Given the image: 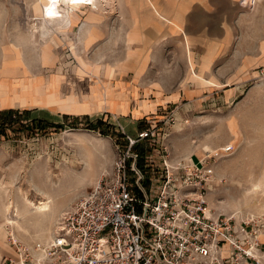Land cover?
Listing matches in <instances>:
<instances>
[{
    "label": "crops",
    "instance_id": "1",
    "mask_svg": "<svg viewBox=\"0 0 264 264\" xmlns=\"http://www.w3.org/2000/svg\"><path fill=\"white\" fill-rule=\"evenodd\" d=\"M17 2L0 0V111H30L52 123L117 116L122 129L120 118L141 124L134 136L193 96L189 69L208 68L229 50L252 52L242 37L264 34L263 0L252 11L242 0H97L95 8L63 4L73 11L70 26L57 31L59 43L37 42L35 20L56 28L19 12ZM33 4L26 0V8ZM61 62L71 71L59 70Z\"/></svg>",
    "mask_w": 264,
    "mask_h": 264
},
{
    "label": "rangeland",
    "instance_id": "2",
    "mask_svg": "<svg viewBox=\"0 0 264 264\" xmlns=\"http://www.w3.org/2000/svg\"><path fill=\"white\" fill-rule=\"evenodd\" d=\"M17 1L19 12L28 10L35 14V5L40 3L44 10L43 19L47 18L44 0H34V4L28 5V8L25 5L26 0ZM96 1L92 0L88 4L90 6H84L68 0L67 5L71 8L81 5L95 8ZM98 1L106 3L108 0ZM253 1L242 0V3L252 11L262 0L252 4ZM63 4L65 3L61 2L60 9L57 10L61 14L64 11ZM37 22L39 27L30 30L33 31V38L37 42L44 39L48 43H52V39L58 42L59 33L54 27H47L51 35H43L39 30L43 21L35 20V27ZM250 39L252 41H249ZM263 42L264 34L245 35L242 37V43H253L248 44L255 47L252 52L237 53L235 50H229L217 55L208 68L193 66L189 69V74L194 83L187 85L193 91V96L186 98L184 102L179 100L171 105L162 123L153 122V125L155 123L160 129L166 130L168 136L165 144L172 160H188L191 156L194 159L196 155L200 159L209 156L214 183L207 201L212 213L216 215L240 219L246 216H264V197H246L243 193H235L236 198L232 199L235 192L233 188L237 182V167L239 175L246 178L242 181L243 188H249V181H257L264 172V50L259 49ZM63 54L62 58H67V55ZM62 64L63 62L57 68L71 71L72 68L66 69ZM95 80L103 81L104 76ZM99 117L108 124L114 123L110 125L123 136L122 131L135 137L141 125L120 118V123L125 128L122 129L117 116H109L108 120L105 116ZM71 122V119L63 122L66 125L64 130L51 129L46 134L17 127L9 130L6 136H0V230L3 228V243L7 250L2 256L15 254L13 247L9 245L13 240L32 245L53 237L62 215L82 195L90 191L103 174L111 171L114 159L121 151L127 149L121 147L127 143L125 136L104 137L86 129L85 121H82L78 128H69ZM23 123L30 124L25 120ZM142 143H146L148 149L152 150L150 143ZM230 145L233 146V152L224 158L216 159L217 151ZM233 168L236 169L233 178L224 173ZM70 169L77 171L84 179L79 181L69 173L61 177L62 170L67 172ZM48 178L47 183L58 182L60 178L58 185L61 189H66L64 195L56 202V211L51 216H34L20 220L23 229L6 224L1 212L2 205L14 202L21 207V193L38 204L42 197L36 190L40 182H46ZM40 227L46 228L45 236L39 234ZM260 241V255L263 258L261 264H264V241Z\"/></svg>",
    "mask_w": 264,
    "mask_h": 264
},
{
    "label": "built area",
    "instance_id": "3",
    "mask_svg": "<svg viewBox=\"0 0 264 264\" xmlns=\"http://www.w3.org/2000/svg\"><path fill=\"white\" fill-rule=\"evenodd\" d=\"M156 124L135 137L122 131L127 149L62 215L53 237L13 240L15 254L0 264H261L264 216L213 214L209 156L172 160ZM143 141L152 150L141 168L133 148ZM232 152L220 148L216 159Z\"/></svg>",
    "mask_w": 264,
    "mask_h": 264
},
{
    "label": "bare ground",
    "instance_id": "4",
    "mask_svg": "<svg viewBox=\"0 0 264 264\" xmlns=\"http://www.w3.org/2000/svg\"><path fill=\"white\" fill-rule=\"evenodd\" d=\"M70 1L73 2V0H70ZM61 2H63V0H60V3ZM256 2H260V0H256ZM48 3H49V0H44L45 9H46ZM76 3L90 4L88 2H83V3L76 2ZM58 9H60L59 5L57 7V10ZM35 12H36V14H40L41 16H44V10H43L42 6L40 5V3L35 5ZM21 54H23V53H21ZM24 95L28 96V95H30V92H28V93L24 92ZM235 170L236 169L233 168L230 171L228 170V172L224 171V173H228L231 176V178H233L234 174L236 173ZM65 173H69V174L73 175L79 181H82L84 179V177H82L77 171L72 170V169L68 170L67 172L66 171L64 172L62 170L61 177L64 176ZM60 178H58V182L60 181L59 180ZM244 179H246V178L239 175V168L237 167V182L235 183L234 188H233L234 189L233 191H235V192L232 194V199L236 198L234 195L235 193H237L238 195L243 193L244 196H246V197L247 196H253V197L262 196V197H264V186H262L261 190H259V191H253L252 190L253 186L255 184H257L258 182H261L262 185H264V172H263V175H261L257 181H255V182L249 181L250 182L249 188H246V187L243 188L244 183L242 181ZM251 180H252V178H251ZM47 181H49V178L46 179V182H40V184L36 190V192L42 197V200L40 202H38V204H35L26 194L21 193V200H20L21 204H22L21 207H19L18 203H14V202H8L7 204L2 205L1 212L5 217L4 220H5L6 224L16 226L17 229H23L21 224H20V220H25L27 218H31L34 216L47 217V216H51L56 211V205H57L56 202L61 197V195H64V193L66 192V189H61L62 187L60 185H58V182H48L47 183ZM8 215H11V216L8 217ZM46 231L47 230L45 227L38 228V232L41 236H45ZM2 233H3V228L0 230V258L3 255V252L7 251L5 243H3V234ZM263 233H264V231L261 233L260 238L263 235Z\"/></svg>",
    "mask_w": 264,
    "mask_h": 264
},
{
    "label": "trees",
    "instance_id": "5",
    "mask_svg": "<svg viewBox=\"0 0 264 264\" xmlns=\"http://www.w3.org/2000/svg\"><path fill=\"white\" fill-rule=\"evenodd\" d=\"M29 121L30 124L24 125L23 121ZM63 122L70 120L68 117H63ZM71 125L69 128H78L82 121H85V128L91 130L93 132H97L104 137H122L124 136L121 133H118L113 125L108 124L103 119H96L94 121L90 120L89 118L85 117L82 119L73 118L71 119ZM64 123H52L48 122L45 119L41 118H33L32 113L30 111H16V110H6L0 111V136H6L7 132L13 130L17 127L19 129H32L35 132L38 131L40 133L46 134L51 129L55 130H64L65 129ZM148 127L146 125L141 127V130H145ZM117 141V145H119V141ZM123 149L127 147V143L125 142L121 145ZM135 152L138 153L139 160L138 164L142 168L145 165L146 158L150 155L151 150L145 145V143H139L133 149ZM148 182V181H147Z\"/></svg>",
    "mask_w": 264,
    "mask_h": 264
},
{
    "label": "clouds",
    "instance_id": "6",
    "mask_svg": "<svg viewBox=\"0 0 264 264\" xmlns=\"http://www.w3.org/2000/svg\"><path fill=\"white\" fill-rule=\"evenodd\" d=\"M65 4L68 3V0H63ZM80 2V0H73V3ZM84 2L91 3V0H84ZM60 3V0H49V3L45 10V16L48 18L49 24H53L57 31H61L63 29H66L71 24V12L73 9H68L61 14L60 11H57V7ZM83 3V2H81ZM59 20V24H55V21ZM41 31L44 32L46 35H51V32L48 31V28L46 25H41ZM43 38V37H42ZM262 183L258 182L253 186V191H259L262 188Z\"/></svg>",
    "mask_w": 264,
    "mask_h": 264
},
{
    "label": "snow or ice",
    "instance_id": "7",
    "mask_svg": "<svg viewBox=\"0 0 264 264\" xmlns=\"http://www.w3.org/2000/svg\"><path fill=\"white\" fill-rule=\"evenodd\" d=\"M80 2H84V0H80Z\"/></svg>",
    "mask_w": 264,
    "mask_h": 264
}]
</instances>
